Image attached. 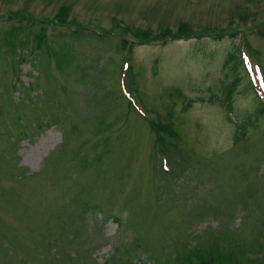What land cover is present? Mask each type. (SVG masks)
<instances>
[{
  "label": "rangeland",
  "instance_id": "obj_1",
  "mask_svg": "<svg viewBox=\"0 0 264 264\" xmlns=\"http://www.w3.org/2000/svg\"><path fill=\"white\" fill-rule=\"evenodd\" d=\"M179 23L203 38L135 42L127 109L116 35L159 39ZM75 24L91 37L72 41ZM238 28L256 56L241 51L233 73L223 62ZM42 29L54 53L72 42L74 59L33 51ZM213 29L225 36H205ZM9 31L26 44L15 56ZM246 64L264 91V0H0V264H201L196 251L264 264V119L234 137L257 107ZM235 77L229 111L220 101ZM155 116L177 132L167 157Z\"/></svg>",
  "mask_w": 264,
  "mask_h": 264
},
{
  "label": "trees",
  "instance_id": "obj_2",
  "mask_svg": "<svg viewBox=\"0 0 264 264\" xmlns=\"http://www.w3.org/2000/svg\"><path fill=\"white\" fill-rule=\"evenodd\" d=\"M67 11L68 8L66 6H61L60 10H59V14H57L56 20L58 23L61 24H65L66 21L64 20V18H66L67 16ZM33 24V23H31ZM60 25H56L55 27H61ZM75 26H77V28L75 29V31L69 32L70 38L71 40H75V39H80L81 37H87L90 38L91 36L89 35V33L87 32L86 34H83L82 30H80V27H78V25L75 24ZM186 24L184 23H179V26L177 28L176 31H172L169 28H165L161 35H157L156 38L159 39H152L151 35H149V33H145V32H137L134 31L133 29L128 30L126 33H122L116 35V31L117 30H111L109 32V37L111 36H118L119 37V50H122L123 52L122 55L124 54L125 56H127L126 61H130L131 58H129L130 54H131V49L134 45V43L139 42L140 44H149L151 42H156L157 40H160L161 43H166V39L168 37H171L173 40L176 39H183V40H188L191 38H195L197 40H201L203 37L201 36L203 33H196L198 35V37H186ZM240 28V27H239ZM115 29H121V27L119 28H115ZM125 31V30H124ZM205 32V36L210 37L214 40L216 39H221L222 37H224L225 35H223L224 32H222L221 30H217V29H213L211 31H203ZM239 31L236 32H232V33H228V35L230 37H235L239 38V40L241 39L242 44H235L233 46V48L227 53V55L225 56L224 62H223V68L225 69H230L231 72L236 73L238 68L241 66V61L239 58V53H240V49L241 46L243 47L244 42L246 44V46L248 47V41L243 39V36H239ZM95 34V33H94ZM111 34V35H110ZM194 33L191 32V35H193ZM92 35V34H91ZM126 35H128V37H132L133 41H131L128 37H125ZM190 35V36H191ZM33 40H34V46L32 48V50L34 51H39V52H46L47 56L52 55L51 52L54 54V57L56 59L57 65L60 66L61 62L64 59L67 60H72L74 59V53L76 52V50H74L73 47V43L70 41H63L60 45V49L57 53H54V49L47 44V39L45 37V30L42 29L39 31V33H33ZM89 36V37H88ZM95 39L101 40L102 38H104L102 36V34H95L93 35ZM181 37V38H179ZM4 44L8 47V49L13 53V55L15 56V51L17 50V48H25L26 44L24 41H16L15 38V31L14 33L12 31H9L7 37L4 39ZM45 48V51H42V49ZM126 52V53H125ZM125 58V57H124ZM17 77V76H16ZM239 82L238 78L235 77L234 82L225 88L224 90V99L222 101H220V104L225 107L227 110H231V100H232V95L235 89L236 84ZM133 85L135 86V74H133V72L130 71V76H129V88L132 89V91H136V88L133 87ZM134 93V92H133ZM137 93V92H135ZM212 100V99H211ZM213 101V100H212ZM115 108H117V104L114 103ZM127 109H131V104L128 102L127 103ZM260 119H264V103L258 101L257 103V107L254 111V113L252 114V116H248L246 118L245 121H243L241 124H239L237 126L236 124V128H235V132H234V137H235V141H237L238 139L241 140L245 134L246 131L249 127H255L258 124V121ZM164 121V119H161L160 117H156V120H151L148 121V123H150L152 130L155 133L154 136V143H155V147L156 150H158L159 152H167L169 151V145L167 144V140L170 139L171 137H173L174 139H176L177 137V132L173 130V126L171 121L169 120L166 121L165 125H162L161 122ZM104 122H97V124H103ZM170 124V127L168 129L167 125ZM173 151V149H172ZM116 220V219H115ZM118 223V221H117ZM193 255L196 257V259L199 261V263L201 264H214L213 260H210V262H207L205 259H202V253L199 251H196L193 253ZM218 260V258H217Z\"/></svg>",
  "mask_w": 264,
  "mask_h": 264
}]
</instances>
